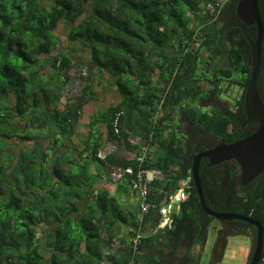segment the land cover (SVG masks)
I'll return each instance as SVG.
<instances>
[{"label": "trees", "instance_id": "trees-1", "mask_svg": "<svg viewBox=\"0 0 264 264\" xmlns=\"http://www.w3.org/2000/svg\"><path fill=\"white\" fill-rule=\"evenodd\" d=\"M238 1L0 0V264H128L138 206L130 202L126 181L114 185L113 195L97 186L102 180L111 184L112 168L136 169L137 163L97 155L112 143L137 156L140 146L129 143L130 135L147 145L142 169L158 170L165 176L163 188L157 181L149 186L152 205L160 206L179 181L191 179L189 198L174 215L170 230L155 231L157 206L144 219L135 264H200L209 227L216 220L201 209L190 172L193 158L220 143L240 141L258 126L242 127L249 76L238 84L243 96L236 114L225 109L207 113L196 106L201 87L194 79L196 51L191 46L203 35L211 50L210 38H217L227 48L234 68L249 75L246 39L255 40L256 30L236 18ZM208 5L218 6L219 11L216 22L205 25L211 15L205 12ZM258 7L264 29V0H258ZM61 24L68 28L67 43L87 51L89 65L108 73L121 96L120 103L101 117L104 142L97 137L91 146L86 143L87 155L74 147L64 151L56 147L58 141L70 144L80 105L78 98L75 108H57L70 72L78 65L69 54L57 51ZM227 31L224 46L220 41ZM55 51L56 56L52 55ZM261 52L257 92L264 105V36ZM154 71L159 73L158 82L167 86L165 96L152 87ZM228 73L221 70L215 77L218 80L209 82L213 95ZM91 78L88 72L85 82ZM87 91L93 94L90 86ZM175 117L179 125L185 124L183 140L176 136ZM15 120L23 123L21 129ZM44 133L51 137L47 143L42 140ZM16 144L23 145L17 154ZM199 178L209 210L240 215L264 228V172L243 187L234 161L211 166L202 159ZM159 189V200L154 201L152 193ZM219 223L210 264L222 261L228 238L238 235L251 239L249 264L256 228L237 220ZM115 237L119 243L112 241ZM197 246L202 251L196 256ZM259 264H264V239Z\"/></svg>", "mask_w": 264, "mask_h": 264}, {"label": "water", "instance_id": "water-1", "mask_svg": "<svg viewBox=\"0 0 264 264\" xmlns=\"http://www.w3.org/2000/svg\"><path fill=\"white\" fill-rule=\"evenodd\" d=\"M219 7H215L212 20ZM236 17L245 26L254 25L255 40L246 39L250 48L251 72L244 97V112L246 119L242 126L257 124V130L252 135L232 144L220 143L214 148L197 154L191 165V178L198 195L202 211L219 222L233 220L245 222L256 228L255 243L249 264H259L263 251L264 228L255 221L240 215L219 214L209 210L204 202L199 178V167L202 159H206L211 166L234 161L240 168V184L247 187L264 172V105L258 96L257 84L262 66V42L264 36L263 24L258 7V0H239L236 5ZM244 36V32H242ZM224 44V40H222ZM195 69V66L194 68Z\"/></svg>", "mask_w": 264, "mask_h": 264}, {"label": "crops", "instance_id": "crops-1", "mask_svg": "<svg viewBox=\"0 0 264 264\" xmlns=\"http://www.w3.org/2000/svg\"><path fill=\"white\" fill-rule=\"evenodd\" d=\"M84 51V50H82ZM66 54H69L71 56V58H73L74 56L72 55V51H66ZM78 59V58H77ZM86 62L78 64L77 65V70L79 71H84L86 72V77H87V73H91L92 78L90 79L89 83L84 81V84L82 86V88L80 89V92L78 95H76L73 99L70 100H65L64 98L67 95L66 94V89L67 86L64 89V92L62 93V98H60L59 103L57 104V108L59 111H65L68 108L71 107H76V105L78 104V102H75V99H80V105L79 107H76V115L78 117L76 124L74 126V134L72 136V139L70 141V144L68 143H64L61 141H58L56 143V147H59L60 150H65L66 147H74L79 151H85L87 147L85 146L86 143H89V145L91 146V144H93L94 138L99 137V142H104L105 136H106V130L104 128V126L102 125V121H101V117L102 115L110 108H114L116 107L121 100V96L118 92V89L115 87L114 85V79L106 72H103L97 68H92L89 65V56L86 53ZM76 63V62H74ZM73 71V70H72ZM71 71V72H72ZM69 76V75H68ZM151 81H152V87H155L158 91V93L161 95L165 92V90H167V86L166 84L162 83V82H158V77H159V73L158 71H154L151 75ZM69 81L71 80V73L69 76ZM68 81V83H69ZM68 85V84H67ZM88 86H90V88L93 90V94H90L87 91ZM83 92V94H82ZM81 94V95H80ZM159 95V96H160ZM78 99V100H79ZM161 103H159V105H157V110H158V116L161 117L162 116V109H161ZM73 108V109H74ZM176 119V127L175 130L178 129L180 127V125L178 126V119L175 117ZM175 121V120H174ZM15 122H17L19 125V129L22 128V124L20 123L18 120H15ZM167 125V124H166ZM181 129V128H179ZM177 131V130H176ZM176 136L177 138H179L180 140H183L185 138V132L183 133L181 130L176 132ZM42 140L44 141V143L49 142L50 140V136L48 137V135H46L45 133L42 135ZM128 140H133L135 142H141V139H139L138 136H134V135H130ZM17 145V144H16ZM109 145H114L112 143H107L104 145L103 149L100 151V153L104 152L106 146ZM23 145L18 144L17 146L14 147V153H18L19 150L22 148ZM180 146V145H179ZM125 150V154L126 155H121L120 153L116 154H106L111 155V156H116V157H121L124 158L125 160L131 161L135 158L136 154L134 151L129 150L128 148H124ZM88 152L85 153V155H87ZM95 173V172H94ZM165 176L164 174L161 175L160 178H157L155 181L161 183V187L163 188L165 186ZM105 180L100 181L99 185L97 187L99 188H104L105 190H107L111 195L114 194L115 191V187L112 184H108L106 182H104ZM162 189L157 190L156 194H154V192L152 193L154 196V201H158L159 199H157V196L161 193ZM131 196V195H130ZM130 202L131 203H135V199L131 196L130 197ZM163 203H160V206H162ZM154 208L157 206L158 208L160 207L159 205H157L156 203L153 205ZM104 235V234H102ZM119 237V236H117ZM117 237H115L112 241L116 243L118 242ZM103 240L106 242L107 238L105 237V235L103 236ZM229 246V241H227V246H226V250ZM226 253V252H225ZM250 253V248L246 249L243 253V259L242 262L240 264H246L247 260H248V256ZM225 255V254H224Z\"/></svg>", "mask_w": 264, "mask_h": 264}, {"label": "rangeland", "instance_id": "rangeland-1", "mask_svg": "<svg viewBox=\"0 0 264 264\" xmlns=\"http://www.w3.org/2000/svg\"><path fill=\"white\" fill-rule=\"evenodd\" d=\"M67 29L68 28L63 24H61L57 29V38L60 44V47L57 51H59L60 53H65L66 51L71 50L72 55L74 56L73 59L76 62L74 64H81L86 62L87 51H82V48L79 47L78 45H71L67 43ZM57 51L53 52L52 55L54 56L58 55L59 53H57ZM77 69L78 68L75 67L74 70L70 72L71 80L67 85V89H66L67 95L65 96L64 101L73 99L76 95H78L80 89L84 84L83 80L86 77V72L79 71ZM232 73L234 74V76L231 79V81H229L228 83L221 80L222 83L221 82H220L221 84L219 83V89L217 94V97L219 98L220 100L219 102H221V105L223 107L230 109H233L237 101H239L241 98L242 89L238 84H243V80H244L243 75L240 74L236 69L233 70ZM205 89L208 90L209 87L206 85ZM180 128L181 131L184 133V128L182 127V125H180ZM132 142H134L135 144V141L132 140ZM124 150L125 149L122 146L118 147L116 145H109L106 146L104 151L106 154L120 153L121 155L124 156L126 155ZM220 228L221 226L219 221H214L209 227L208 236L205 246L203 248L200 264H210L215 240L217 238V232L219 231ZM228 241H229V246L227 250H225L226 253H224L225 255H223L222 261L219 264H240L243 259L244 251L248 248H250L251 251V246H252L251 239L248 238V236L246 235H238L228 238ZM201 251H202L201 247L197 246L195 248L194 254L197 256L198 254L201 253Z\"/></svg>", "mask_w": 264, "mask_h": 264}, {"label": "built area", "instance_id": "built-area-1", "mask_svg": "<svg viewBox=\"0 0 264 264\" xmlns=\"http://www.w3.org/2000/svg\"><path fill=\"white\" fill-rule=\"evenodd\" d=\"M215 8L212 5H208L205 9L206 13L213 14ZM114 132L118 134L116 127V121L114 123ZM131 145L140 146L139 154L133 159L137 163V168L134 167H114L108 174V180L112 185H117L123 181L127 182L129 192L135 199V203L138 206V222L137 232L131 240L132 255L128 264H135V254L137 253V246L142 236V223L149 214L150 210L154 206L148 201L149 186L157 178H160L162 173L158 170H144L142 169V163L148 153L147 145H143L140 142H132L128 140ZM105 151L97 155L98 158L104 159ZM190 177L181 180L177 184L175 192L168 196L163 202L162 206L157 209L158 219L155 227L157 230H170L173 226V217L179 211L181 204L185 203L190 195Z\"/></svg>", "mask_w": 264, "mask_h": 264}, {"label": "flooded vegetation", "instance_id": "flooded-vegetation-1", "mask_svg": "<svg viewBox=\"0 0 264 264\" xmlns=\"http://www.w3.org/2000/svg\"><path fill=\"white\" fill-rule=\"evenodd\" d=\"M211 16H212V14L210 15V17ZM235 16H236V8H235ZM210 17L205 21V25H210L211 23L216 22V19H215L216 16L212 20H210ZM241 24H243V23H241ZM235 27H241V26L236 25ZM245 27L250 28V29L255 28L254 25L245 26ZM255 30H256V28H255ZM227 33H228V31L221 38V41H220L221 43H222V40H224V37L227 35ZM210 39L213 41V46L211 47V50H207V48L205 46L206 39L204 38L203 35L197 38L196 44L194 46H191L196 51L194 54V63H195V65H194L195 69L194 70H195V73H197V77L194 79L198 80L197 85L201 87V90L199 91L200 95L197 96L195 104L199 109H201L202 112L208 113L211 109H225V110H230L231 112L236 114V112L239 110V105H240V102H241V99L243 96V88H241L242 89L241 98L239 101H237V103L235 104L233 109L223 107L221 105V102H219L220 100L217 97V95H213L214 86L211 85L209 82L212 80L213 81L215 80V82H216L218 80V78L217 79L215 78L217 76V74L221 70H226L227 72H229L228 74H230V76H228V78L224 77L223 79L222 78L221 79L228 83L229 81H231V79L234 76V74L232 72H233V70H235V68L232 64V60H230L228 58L227 48L226 47L222 48L219 45L217 38H210ZM223 45L225 46V43ZM248 53H249V57H250V61H251L250 48L248 50ZM244 58H245V56L243 55L241 57V60H243ZM245 60L246 59H244L243 62L246 63L247 60L246 61ZM240 74H242V73H240ZM242 75L244 77L243 78L244 79L243 83H244L246 78L248 76L250 77V74L247 75V74L243 73ZM206 85L209 87L208 90L205 89ZM240 85H242V84H240ZM218 89H219V87H218ZM161 95L165 96L166 90ZM244 97H245V95H244ZM243 110H244V107H243ZM181 125L184 128V132H185V124H181ZM242 127H244V126H242ZM179 128L176 130L180 131L181 129H179Z\"/></svg>", "mask_w": 264, "mask_h": 264}]
</instances>
